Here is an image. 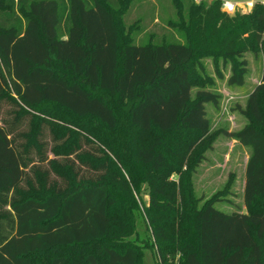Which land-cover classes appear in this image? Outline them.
Instances as JSON below:
<instances>
[{
  "label": "trees",
  "instance_id": "obj_1",
  "mask_svg": "<svg viewBox=\"0 0 264 264\" xmlns=\"http://www.w3.org/2000/svg\"><path fill=\"white\" fill-rule=\"evenodd\" d=\"M133 1L0 0V264H145L142 245L165 264L175 254L179 264H264V5L229 14L221 0H172L177 38L136 43L141 27L124 20ZM258 50L247 122L226 132L251 148L246 211L198 205L189 174L211 135L205 103L220 98L201 59L218 77L229 63L228 84L242 85L244 53ZM72 126L82 129L73 140ZM82 164L96 173L82 175ZM123 169L138 191L149 184L151 244L121 241L135 231L116 215Z\"/></svg>",
  "mask_w": 264,
  "mask_h": 264
},
{
  "label": "rangeland",
  "instance_id": "obj_2",
  "mask_svg": "<svg viewBox=\"0 0 264 264\" xmlns=\"http://www.w3.org/2000/svg\"><path fill=\"white\" fill-rule=\"evenodd\" d=\"M201 0H183L184 6L190 2H199ZM209 2L210 0H203ZM223 0H221L222 2ZM233 1V0H232ZM260 2L264 5V0H254L253 5ZM253 8V6H252ZM246 7L245 3L238 2L236 9L229 14L236 12H249L252 10ZM221 10L222 7H220ZM248 9V10H247ZM178 17L177 7L172 0H134L124 14L126 23L134 22L135 26L141 27L137 33L135 42H145L150 38L149 33L159 35V37H170L177 34L173 31L172 25L166 23L167 19L176 20ZM173 38V37H172ZM244 56L247 60L248 71L244 77L242 85H231L227 82V77L230 74V64L226 63L223 66L219 62V69L223 72V77H218L214 69V63L210 57L201 59L205 72L211 75L213 82L206 85V88L220 94L218 104L211 102L205 103L206 115L210 122V137L206 141H202L198 147L200 150V159L195 165V171L190 173V179L193 187V193L200 205L206 199L214 198V204L217 208L223 211H246L243 200V188L245 181V166L251 154V148L248 145L240 143L236 138L228 135L226 132L237 130L247 122L246 116L241 112L246 104L248 94L254 86L260 81L262 74V53L246 51ZM198 87L191 88V94L194 95ZM5 108L2 109V111ZM4 113V111H3ZM72 131L67 133L72 140L78 138L80 129L77 126H72ZM92 132H96L98 127L90 128ZM47 140V146L50 147L51 136L48 127H45L44 136ZM51 142V143H50ZM93 149L90 143L82 142L81 150ZM80 150V149H79ZM47 155L52 157L53 154L48 150ZM66 158L76 160L74 153L63 155ZM36 158V157H35ZM35 164L47 166L46 161L35 160ZM80 163L77 165L79 166ZM81 174L91 176L96 173L93 169L80 165ZM125 172V170L123 169ZM123 174L129 183H121L119 180H114V184L118 191V197L121 204L117 206V218L119 217L125 222L133 220L134 233L121 239L125 242L129 240H137L139 244L149 241L152 243L153 236L150 235V228L146 227L145 223V207L149 203V184L142 181L139 186V191L132 181L129 180L127 173ZM119 172L114 171L115 177H120ZM121 174V173H120ZM50 178H55L56 174L50 171ZM175 181L178 179L177 173H172L171 177ZM132 191V196L125 195ZM133 197V199H132ZM131 224V225H132ZM141 238H144L143 243ZM143 249V260L145 264H165L158 261L154 245H147ZM178 254L170 255L168 260L174 264H179L177 261Z\"/></svg>",
  "mask_w": 264,
  "mask_h": 264
},
{
  "label": "built area",
  "instance_id": "obj_3",
  "mask_svg": "<svg viewBox=\"0 0 264 264\" xmlns=\"http://www.w3.org/2000/svg\"><path fill=\"white\" fill-rule=\"evenodd\" d=\"M221 7L226 12H233L236 9V4L231 0H223Z\"/></svg>",
  "mask_w": 264,
  "mask_h": 264
},
{
  "label": "crops",
  "instance_id": "obj_4",
  "mask_svg": "<svg viewBox=\"0 0 264 264\" xmlns=\"http://www.w3.org/2000/svg\"><path fill=\"white\" fill-rule=\"evenodd\" d=\"M232 1V0H231ZM254 1V0H253ZM233 2L235 3V4H238V2H241L242 4L243 3H245L246 4V7H248V9H249V6H248V0H233ZM247 9V10H248Z\"/></svg>",
  "mask_w": 264,
  "mask_h": 264
},
{
  "label": "clouds",
  "instance_id": "obj_5",
  "mask_svg": "<svg viewBox=\"0 0 264 264\" xmlns=\"http://www.w3.org/2000/svg\"><path fill=\"white\" fill-rule=\"evenodd\" d=\"M248 6H249V9L252 8V6H253V0H248Z\"/></svg>",
  "mask_w": 264,
  "mask_h": 264
}]
</instances>
